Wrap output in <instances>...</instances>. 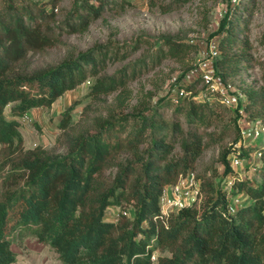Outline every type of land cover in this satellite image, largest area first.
Instances as JSON below:
<instances>
[{
    "label": "trees",
    "instance_id": "obj_1",
    "mask_svg": "<svg viewBox=\"0 0 264 264\" xmlns=\"http://www.w3.org/2000/svg\"><path fill=\"white\" fill-rule=\"evenodd\" d=\"M64 1L0 0V165L7 168L0 184V264L17 262L13 238L23 228L62 264H264V141L245 146L237 112L198 101L201 78L185 87L178 103L171 94L154 103L146 92L129 106L132 82L167 60L183 64L197 47L162 38L113 74L109 69L136 54L140 43L67 52L58 63L38 67L33 58L64 47V37L86 33L109 9L132 7L129 0H70L65 9ZM191 1L172 0L164 11ZM255 8V0H239L218 30L214 70L236 88L257 67L249 39ZM258 43L264 46V34ZM90 80L85 98L62 111L55 147L27 149L18 119L50 109ZM241 93L247 120L264 132V75L260 88L248 85ZM216 146L224 172L211 167L197 174ZM252 153L261 163L253 183L240 179L229 159ZM189 172L201 180L200 202L163 215L165 187ZM227 177L229 190L216 182ZM238 196L247 200L233 207ZM110 207H132L133 216L105 220Z\"/></svg>",
    "mask_w": 264,
    "mask_h": 264
},
{
    "label": "rangeland",
    "instance_id": "obj_2",
    "mask_svg": "<svg viewBox=\"0 0 264 264\" xmlns=\"http://www.w3.org/2000/svg\"><path fill=\"white\" fill-rule=\"evenodd\" d=\"M238 1L192 0L173 11L165 12L164 9L167 6H172V0H129L132 7L126 11L109 9L100 19L90 25L86 33L64 37V47L37 55L33 58V61L36 66L44 67L58 63L67 52H86L95 46L108 43L129 44L130 46L136 44V42L140 43L141 47L136 54L109 69L108 73L113 74L126 64L138 59L149 48L155 47L162 38L175 39L196 46V51L191 53L183 64L167 60L152 73L132 82L129 85L132 91L129 106H134L138 97L146 92H151L154 95V103L162 98L166 100L170 94L175 102L179 88H185L194 80L200 78L198 64L201 61V53L205 49L209 50L213 44L218 43L222 36L218 33L220 22L227 10ZM255 1L256 8L251 19L249 39L255 49L253 54L257 60V67L237 82L236 86L238 88L233 87L234 93H241V89L248 85H254L257 88L263 85L264 46L259 45L258 40L264 34V0ZM62 6L65 9L69 8L70 0H65ZM92 83L93 80H90L77 89L67 92L50 109H35L24 118L18 119L22 124L21 133L25 147L33 149L36 146H42L49 150L54 148L59 134L56 124L62 111L75 100L85 98ZM198 91V95L203 96L205 100L220 102L208 92L206 85L203 87L201 84ZM112 98L110 97L108 102H111ZM81 112L82 108H77L73 112L76 121L79 119ZM9 113L10 108L7 109L6 115L8 116ZM253 132V137L244 143L245 146H259L264 141V132L260 125ZM220 150L221 147L216 146L205 153L197 165V174H202L210 170L211 167L217 168L220 174L224 172L222 164L218 162ZM229 159L231 162L232 157ZM260 164L259 157L252 153L250 158L241 159L240 164L232 168L240 179L249 180L253 183L258 180L256 169ZM6 172L7 168L0 165V184ZM228 180L229 177L225 180L218 178L216 182L222 188L229 190ZM246 200L245 196H238L232 199V205L236 207ZM197 202L199 203L200 200ZM123 213H126L128 217H132L133 208L128 207L124 210L110 207L106 212L105 220L116 221ZM13 250L18 256L15 264H62L58 255L48 245L39 243L36 240L30 228H23L14 235Z\"/></svg>",
    "mask_w": 264,
    "mask_h": 264
},
{
    "label": "built area",
    "instance_id": "obj_3",
    "mask_svg": "<svg viewBox=\"0 0 264 264\" xmlns=\"http://www.w3.org/2000/svg\"><path fill=\"white\" fill-rule=\"evenodd\" d=\"M218 43L213 44L209 50L205 49L201 53L200 78L203 84L207 86L208 92L220 101L224 106L237 112L239 117V124L241 128V136L243 144L253 137V130L259 125L258 123H251L247 120V115L244 111L246 104V97L241 93H234L233 85L225 83L223 79L215 73L214 60L219 55ZM178 96L175 103L187 96L185 88H179ZM198 101H204L203 96L197 95ZM241 159L233 155L231 159L232 167L238 166ZM201 200V180L194 172H189L186 176H182L179 183L168 186L164 189L160 200L161 212L163 215L175 213L185 207L191 206L193 203ZM127 215L126 213H123ZM155 261L156 257L153 256Z\"/></svg>",
    "mask_w": 264,
    "mask_h": 264
}]
</instances>
